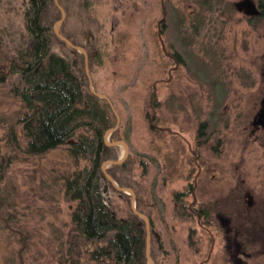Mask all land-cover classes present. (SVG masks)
I'll list each match as a JSON object with an SVG mask.
<instances>
[{"label": "rangeland", "instance_id": "1", "mask_svg": "<svg viewBox=\"0 0 264 264\" xmlns=\"http://www.w3.org/2000/svg\"><path fill=\"white\" fill-rule=\"evenodd\" d=\"M25 2L0 0V264H86L85 250L95 246L72 245L70 250L68 245L74 234V204L63 194V179L73 169L66 147L43 155L20 150L25 145L18 124L21 106L13 90L22 85L20 76L8 75L6 64L29 42L22 21ZM90 2L86 17L66 1L70 11L65 29L81 34L87 45L100 39L108 54L89 77L120 113L121 141L134 161L128 184L140 191L132 190L135 201L142 200L140 208L152 210L163 249L162 255L155 253L150 232L153 263L264 264V130L252 125L264 107V19L249 21L253 16L243 5L261 4L264 9V0ZM161 3L167 13V41L180 54L176 68L173 62L162 68L151 36ZM151 83L157 86L159 102L152 126L162 134L152 132L146 117ZM11 128L20 148L8 142ZM105 173L110 176L107 168ZM188 184L192 190L183 204L199 217L181 222L173 216L172 194ZM108 195L115 214L130 218L131 200L128 204L112 192ZM205 204L228 220L227 241L220 227L201 224L198 208ZM190 227L196 232L195 252L186 244Z\"/></svg>", "mask_w": 264, "mask_h": 264}, {"label": "trees", "instance_id": "2", "mask_svg": "<svg viewBox=\"0 0 264 264\" xmlns=\"http://www.w3.org/2000/svg\"><path fill=\"white\" fill-rule=\"evenodd\" d=\"M66 1L70 4L74 2L86 17L90 14L92 4L90 0H57V4L66 14L59 33L71 44L87 52L88 70L90 77H93L96 67L103 65L102 61L108 54L103 53L104 45L100 39H95L87 45L83 42L81 34L72 35L66 32L70 11ZM160 5L161 16L155 21L156 31L154 30L151 36L159 56L162 57V68L172 62L176 68L180 54L167 41V13L164 3ZM60 18L61 14L54 0H26L23 5L22 21L29 42L26 47L17 50L14 58L8 60L6 69L9 76H20L22 88L13 90V96L21 106L18 124L22 126L25 145L22 149L19 147L13 128L8 130V142L12 147L20 148L26 155H43L51 150L66 147L73 168L62 183L66 201L74 204L70 214L74 233L68 242L70 250L72 245H94L92 250H85L86 264H147L144 222L132 211L130 218H119L115 214L108 192L120 196L128 201V204L131 197L117 192L112 184L103 178L105 174L102 165L119 158L120 147H110L104 143V135L116 125L115 115L105 100L90 92L83 55L68 47L54 33V24ZM262 19L263 8L258 16L249 18V21L259 22ZM89 27L91 29L92 24ZM173 70L175 69L170 73ZM93 89L101 94L95 84ZM144 104L149 111L146 112V117L150 119L152 132L162 134L158 127L152 126L153 120L157 122L154 113L159 107L155 83L148 86ZM117 114L120 116L118 111ZM197 139L199 141V137ZM121 140L120 129L109 137L110 143ZM133 163L132 158L128 157L121 165L108 166L107 173L119 187L131 189L138 194L140 191L128 184L132 178ZM0 166L1 173L4 166L2 160ZM191 190L192 186L188 184L183 191L172 194L175 205L173 216L181 222H194L199 217L183 204V199ZM141 201H135V208L148 219L151 244L156 245L155 253L162 255L158 229L152 222L153 212L150 209H141ZM213 207L211 204L199 206L201 224L208 228L216 227L217 230L220 227L224 230L227 241L229 225L222 226L219 220L221 216ZM195 233L194 228L190 227L186 240L187 247L194 252L198 250L194 244ZM234 242L237 243L236 240ZM211 243L212 238L208 237V245ZM152 252L151 250L150 258L156 263L155 253ZM71 264L82 263L72 260Z\"/></svg>", "mask_w": 264, "mask_h": 264}, {"label": "water", "instance_id": "3", "mask_svg": "<svg viewBox=\"0 0 264 264\" xmlns=\"http://www.w3.org/2000/svg\"><path fill=\"white\" fill-rule=\"evenodd\" d=\"M247 1V0H246ZM54 3L56 4V6L58 7L59 11H60V14H61V19L54 25V33L56 34V36L62 41L64 42L67 46H69L70 48L76 50V51H79L81 52L84 57H85V72H86V76L88 78V83H89V90L90 92L96 96L97 98L99 99H103L105 100L111 110L113 111L114 115H115V118H116V125L113 129L109 130L106 132V134L104 135V143L106 144V146H119L121 147L123 150H122V153H121V156L118 158V160L116 161H107L105 162L103 165H102V171L103 173L105 174L106 178L108 179V181L112 184V186L114 187V189L118 192H123L127 195H129L131 197V209H132V212L135 216H137L139 219H141L144 224H145V230H146V249H145V257L147 259V264H154L152 259L150 258V238H149V235H150V225H149V221L148 219L137 212L136 208H135V194L133 193L132 190L130 189H121L119 188V186H117V184L112 180V178L110 176H108L106 173H105V169L110 166V165H121L125 159L127 158V154H128V150H127V144L123 141H118V142H115V143H110L109 142V137L110 135L115 132L118 127H119V116L118 114L115 112V110L113 109V106L110 102V100L103 94H99V93H96L95 90L93 89V86L91 84V79L89 77V73H88V68H87V58H86V54L85 52L83 51V49L81 48H76L74 47L69 41H67L64 37H62L60 34H59V27L61 25V23L63 22V20L65 19V12L63 11V9L57 4V0H54ZM245 4L244 7H245V10H247V14L248 15H252V16H257L260 12L255 9L254 5H250L248 4V2H244ZM260 125L262 127V129L264 130V107L263 109L260 111V113L258 114L257 118L253 121L252 125L253 127H256L257 125ZM222 226H226L228 225V220L227 219H224L222 217L219 218Z\"/></svg>", "mask_w": 264, "mask_h": 264}, {"label": "flooded vegetation", "instance_id": "4", "mask_svg": "<svg viewBox=\"0 0 264 264\" xmlns=\"http://www.w3.org/2000/svg\"><path fill=\"white\" fill-rule=\"evenodd\" d=\"M254 7H255V9H257V10L261 13L262 8H263V6H262L261 4H256V6L254 5ZM260 13H259V14H260ZM259 14H258V15H259ZM258 15H257V16H258ZM262 130H263V129H262Z\"/></svg>", "mask_w": 264, "mask_h": 264}]
</instances>
